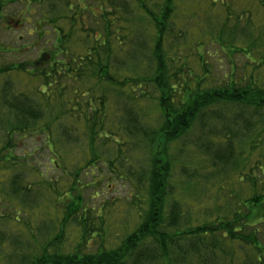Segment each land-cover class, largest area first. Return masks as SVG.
Masks as SVG:
<instances>
[{
  "label": "trees",
  "instance_id": "16d2710c",
  "mask_svg": "<svg viewBox=\"0 0 264 264\" xmlns=\"http://www.w3.org/2000/svg\"><path fill=\"white\" fill-rule=\"evenodd\" d=\"M25 1L39 16L28 14L33 19L30 28L40 37L50 31L54 40L51 50L40 48L32 60L7 65L1 62L2 53L8 50L0 45V163L10 162L0 167V201L6 198L11 208L16 207L15 213L0 216L30 238L26 248L14 237L10 248L4 243L0 248L9 251L12 259L19 258L20 264H264V31L259 30L254 37L240 25L247 11L229 13L225 23L231 20L232 26L213 36L228 62L238 53L244 65L239 73L230 68L221 73L219 64L216 73L215 66L208 65V58L216 54L205 58L199 42L195 45L199 52H187L181 45L173 52L168 46L166 34L175 22L171 18L174 0H156L159 7L164 3L161 11L150 7L148 0H100L95 4L100 11L89 24L83 17L93 6L88 0L84 5L82 0L79 4V0H61L62 8L53 4L60 5V0ZM5 4L0 0V18H5ZM262 16L264 20V13ZM80 32L92 42L87 52L73 49ZM245 35L249 37L245 46L233 45ZM10 74L24 75L26 81L35 79L37 84L31 90H19L11 78L5 79ZM71 80L81 81V85L72 87ZM100 86L102 90L96 93ZM110 89L115 91V121L98 115L108 103L106 91ZM87 124L85 135L112 143L109 154L92 153V163L107 157L110 167L118 172L131 162L128 172L140 188L146 186L148 208L142 222L120 242L115 244V238H109L107 242L113 245L106 244V231L93 220L94 208L84 202L80 192L72 196L74 189H82L73 179L68 192L57 191L56 206L63 209L64 223H58L59 232L50 235L47 242H38L35 233L43 227L26 225L20 215L27 209V201L37 206L45 197L44 192H35L32 175L41 177L36 185L47 186V195L60 179L54 181L52 176L38 173L25 155L15 154L11 141L28 131L41 132L43 145L52 153L50 161L65 171V158L73 159L74 153L69 151V138L62 145L57 136L83 141L85 135L78 131ZM64 127L70 135L63 133ZM102 129L106 135H100ZM75 132L81 136L76 138ZM191 132L195 133L193 138H186ZM255 150L259 156L253 155ZM177 163L178 167L183 165L188 188L204 185L199 179L208 176L206 169H212L213 176L236 180L242 188V196L235 194L236 206L230 194L212 212L205 208L199 225L194 226L190 218L183 223V200L168 196L176 185L173 169ZM225 210L232 214L223 215ZM68 218L72 227L80 230L72 238L65 236ZM20 222L26 225L24 229ZM98 235L100 248L87 251L89 241ZM236 243L243 247L241 251L232 249ZM33 244L37 249L31 248Z\"/></svg>",
  "mask_w": 264,
  "mask_h": 264
},
{
  "label": "rangeland",
  "instance_id": "374dc122",
  "mask_svg": "<svg viewBox=\"0 0 264 264\" xmlns=\"http://www.w3.org/2000/svg\"><path fill=\"white\" fill-rule=\"evenodd\" d=\"M98 1L100 0H88L90 5L93 6H90L92 8H89L91 12L83 14L85 23H94L96 19L95 14L96 12L100 11L99 6H95L96 2ZM155 1L156 0H148V4L150 7L161 11L160 7L164 3H162L159 7ZM80 2L81 0H79L78 4ZM227 2L232 3L231 6H229L226 1L222 3L220 0H218L216 3H211L210 0H174V11L171 14V18L175 22L171 28H168L169 33L167 32L166 34L168 46L173 47L171 50L175 52L176 47L181 45V47L187 48V52H199L195 48L196 43L199 42V50H201V53L205 51V58H207L209 55L216 54L215 57L208 58L210 62L208 65L215 66L217 70H215L216 73H218L220 70L219 64L223 67L222 72L220 71L221 73H224L225 71L227 72L229 68L230 70L234 69V72L237 70V73H239V69L242 67V64L244 65L243 56L241 54L235 53L233 57L230 58L229 63L228 60L223 56L225 54L221 50L219 42L213 41V36L228 30V27L232 26V23L230 24L231 20L225 23V18L227 15H229V13H234L235 11H240V13L242 11H247L245 12L244 23H240V25L245 26L246 32H250L249 34H252L254 37L258 36L259 30L264 31V20L262 19V15L264 13V1L260 0L258 2V0H227ZM5 3L6 15L5 18H0V45L3 50H8V52L5 51L2 53L4 61L1 63L7 65L13 62L32 60L40 48H48L51 50L52 42L54 40L53 33L49 31L47 32L48 34L40 37L37 31L32 29V27L30 28V26L33 25L32 17H39L38 13H33L35 9H31L30 6H27L25 0H5ZM84 3L86 2L82 0L83 5ZM53 4L56 7L59 6V8H62L61 0V6L58 3ZM43 5L46 8L50 7V3L44 2ZM30 13H33L32 17L28 15ZM25 18H27L28 21H26ZM137 32L138 31H136V33ZM85 37V32H80L78 35H76L75 41L73 42L74 51L87 52V47L92 46V42L87 41V38ZM224 38L226 39V37ZM148 39H152L151 34H149ZM246 40H249L247 35H245L242 40L238 39L234 41L236 44L233 45L236 47L245 46L247 43ZM225 44L229 43L227 42ZM184 52H186V50H184ZM219 58H222V61L219 62L217 60ZM8 78L12 79L13 85L19 90H31L32 86L37 84V80L30 79L29 81H26L27 78L20 74H10V76L6 75L5 79L7 80ZM40 82L43 81L40 80ZM64 82H68V80ZM80 85L81 81L71 80L72 87H78ZM108 88L109 86L105 84V89L107 90ZM100 90H102V86L98 87L96 93ZM106 93L108 94V103L105 105L104 111L98 115L101 117L100 115L102 114L109 119H114L115 121V91L110 89L109 91H106ZM91 115H94V113H91ZM81 124L84 126V122ZM64 128L63 133L66 136L67 134L70 135V132H67L68 127ZM87 131L88 124L85 128H82V130L78 132H80L82 135H85ZM103 131L104 129H102V134H100L101 136L106 135L104 134L106 132ZM80 133L78 136H76L75 132L73 133V136L76 138L80 137ZM40 134L41 132L36 130L28 131L19 135H15L11 141L15 145L12 146L15 154L23 158L25 155L30 163L35 164L36 171L38 173L44 172L48 175V178H50L49 176H52L54 181L56 178L60 179L57 181V186L55 187L56 189L52 190V194L47 195L45 191L47 186L36 185L42 180L41 177L36 174L32 175L33 179L35 180V183H33L35 192L38 195L39 193L44 192L45 197L40 199V204L37 206L27 201V203H25L27 209L21 211L20 215L21 221L26 222V225L30 223L35 226L37 225V227H43L42 232H38L39 230H37L35 233L39 239L38 242L45 243L47 242L46 239H48L50 235L52 236L57 231L59 232V224H63L66 218L61 216L63 209L56 206L57 197H60L57 191L62 190V194L68 192L73 179L78 180V187H82V189L80 188L78 191L77 189H74L72 196L77 197V194L80 192L81 196L84 198V202L88 203L90 208H94L92 214H94L96 218L93 220L96 224L101 223L102 228H104L106 231L104 239L106 244L113 245V242H107L109 238H115V244H117L122 240L124 235H126L125 233L130 231L134 225L137 226L140 222H142L145 210L148 208V204L145 202L144 197V193H147V189L146 186L140 188L139 183H137L129 174L128 169L131 162L128 161L125 168H123V171H118V173L114 172V169L110 167L107 157L101 161H97L96 163H92L93 160H90L92 153L109 154L112 143L102 138L90 137L89 135H85L83 141H76L71 137L65 136H63V139L61 136H57L58 139L60 138L59 140L62 145L65 143L67 144L69 138L71 146L69 151L74 153L73 159L71 157L65 158L64 171L63 169H58V166L55 162L50 161L52 158L50 156L52 154L51 150L48 149L46 145H43ZM190 134L191 135H187L186 138L192 139L195 135L193 132ZM5 138L6 134L4 133L3 139ZM85 138L89 140V143L84 141L86 140ZM0 139H2L1 136ZM61 151H64L63 147L61 148ZM253 155L259 156V151L255 150ZM116 157L117 156L115 155V158ZM139 157L143 156L139 155ZM188 158L193 160V158ZM3 163V165L2 162L0 163V167L10 164V162L6 161H3ZM178 166V163L176 166L174 165L173 176L176 177L173 179V182L176 181V185L174 183L173 193L169 194L168 196L169 199L172 197L183 200L184 214L181 215V220L184 221L183 223H186V220L191 219V223L194 226H197L200 222H203V214L206 212L205 208L210 207V209H207L212 212L211 210L220 205L227 197L230 198V194L233 195L232 205L236 206V192L242 196V188L235 183L236 180L233 178L229 179L225 176H213L211 171L212 169H206L207 171L205 173H207L208 176L199 179V181H204V185L202 183H198L202 184L197 186L200 187V189L194 187L188 188L187 183L185 182L186 178H184L182 172L183 165L180 167ZM132 168L138 167L134 166ZM205 173H203V175ZM206 184L207 186H205ZM1 186L2 183L0 184V188ZM244 193L245 191L243 194ZM197 199L202 200V202L197 201ZM14 210H16V207L11 208V202L7 201L6 198L0 201V214L2 216L6 215L7 213H15ZM51 214H54V216L52 217ZM222 214L226 215L232 213H229L227 210H225L224 212L222 211ZM2 216H0V243H4L5 247L10 248L11 239L14 237L15 239H21V244L26 248L29 245L28 242H30L29 236L18 231L17 227L12 222L5 220L2 218ZM212 216L215 218V211L214 215ZM50 217L53 218V220H51ZM70 220L71 218H68L66 221L68 225L65 230V236L69 235L72 238L73 234H79L80 230L73 228V224L70 222ZM22 222H20L19 227L24 229L26 225H24ZM179 223L181 224V222ZM32 236L33 234H31V237ZM35 240L36 238L32 241V243L36 242ZM225 240L228 241V239ZM101 244L102 239L100 235H98L93 240L89 241L86 250L97 252ZM228 246H230V244H227V247ZM231 247L233 250L237 249L240 251L243 248L241 244L238 243L234 245L232 244ZM31 248L37 249L36 244H33ZM8 252L9 251H5L0 248V264H20L17 261L19 258L12 259V257H10L11 254L9 255ZM242 252H244V250H242Z\"/></svg>",
  "mask_w": 264,
  "mask_h": 264
}]
</instances>
